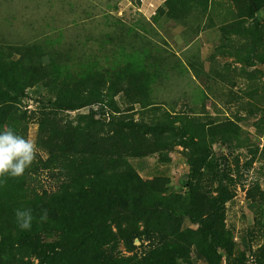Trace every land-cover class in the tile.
Instances as JSON below:
<instances>
[{
  "label": "trees",
  "instance_id": "16d2710c",
  "mask_svg": "<svg viewBox=\"0 0 264 264\" xmlns=\"http://www.w3.org/2000/svg\"><path fill=\"white\" fill-rule=\"evenodd\" d=\"M209 1L166 0L164 6L169 17L183 15V21L187 15L202 17ZM251 1L254 13L264 5V0ZM248 35L245 47L231 48L234 56L241 60L243 54H254L264 62L257 53L264 47L258 43L262 36ZM48 45H0V129L12 128L26 137L31 117L20 105L31 99L27 90L42 86L46 93L38 104L45 111L37 119L35 144L45 159L37 165L53 174L57 185L54 192L31 191L28 169L22 177L0 179V264H190L193 251L205 264H244V256L234 254L225 225V185L218 184L215 197L204 185L216 180L205 178L213 174L214 145L247 144L240 127L230 120L194 125L183 116L161 113L150 102L152 84L160 76L156 64L122 61L118 53L120 62L105 69L80 64L72 72L53 61L56 53ZM253 95L256 100L258 93ZM246 105L250 115L262 113ZM64 112L75 116L60 117ZM263 120L261 114L258 121ZM183 139L190 151L184 194L170 191L165 178L142 179L133 161L155 156L169 163L168 150ZM259 198L264 202V192ZM26 209L32 211V227L21 230L15 212ZM137 223L142 233L135 231ZM185 223L197 228L188 230ZM123 224L130 232L121 230ZM118 239L128 252L135 239L141 246L147 243L146 249L139 255H115Z\"/></svg>",
  "mask_w": 264,
  "mask_h": 264
},
{
  "label": "rangeland",
  "instance_id": "374dc122",
  "mask_svg": "<svg viewBox=\"0 0 264 264\" xmlns=\"http://www.w3.org/2000/svg\"><path fill=\"white\" fill-rule=\"evenodd\" d=\"M40 1L0 0V45L21 48L49 43L56 53L53 61L72 72L80 64L96 63L105 69L118 53L123 59L115 64L120 59L156 64L160 76L152 84L150 102L161 113L170 118L183 116L194 125L230 120L240 127L247 144L214 145L213 174L205 178L216 180L212 185L205 181L204 185L212 197L221 189L220 182L226 187L222 210L234 254L243 255L244 264H264V202L259 200V193L264 192V120L258 121L264 115V62L254 54H243L239 60L231 50L245 47L249 32H258L263 38L258 43L264 42V5L254 13L255 3L251 0H210L202 17L187 15L182 21L183 15L178 20L168 16L166 0ZM117 47L119 52H115ZM257 53L264 56V47H259ZM49 61L48 57L42 60L45 65ZM253 92L258 93L256 100ZM26 93L31 99L22 100L20 105L21 111L31 117L25 138L36 143L37 119L45 111L38 101L46 91L37 86ZM246 104L262 113L250 115ZM59 116L73 118L75 114L64 112ZM184 143L185 139L168 150L169 163L153 156L132 164L142 179L165 178L170 191L184 194L190 176V151ZM39 158L45 159L37 149L28 169V187L37 193L54 192L55 178L37 165ZM136 227L133 225L137 234L143 232L140 223ZM196 228L189 224L187 229ZM121 230L130 232L126 224ZM113 232L120 237L115 228ZM118 242L115 255H139L147 245L141 246L135 239L134 250L128 252L122 240ZM189 261L205 264L195 251Z\"/></svg>",
  "mask_w": 264,
  "mask_h": 264
},
{
  "label": "clouds",
  "instance_id": "9594fccd",
  "mask_svg": "<svg viewBox=\"0 0 264 264\" xmlns=\"http://www.w3.org/2000/svg\"><path fill=\"white\" fill-rule=\"evenodd\" d=\"M37 153L34 141L17 134L12 128L0 129V179L19 178L29 169ZM47 213L41 219L46 218ZM16 221L21 230H30L33 215L30 209L17 210Z\"/></svg>",
  "mask_w": 264,
  "mask_h": 264
},
{
  "label": "crops",
  "instance_id": "0c3cea01",
  "mask_svg": "<svg viewBox=\"0 0 264 264\" xmlns=\"http://www.w3.org/2000/svg\"><path fill=\"white\" fill-rule=\"evenodd\" d=\"M32 2V0H30V3ZM38 2H41L40 0H38ZM25 3H26V1H25Z\"/></svg>",
  "mask_w": 264,
  "mask_h": 264
},
{
  "label": "water",
  "instance_id": "95a60500",
  "mask_svg": "<svg viewBox=\"0 0 264 264\" xmlns=\"http://www.w3.org/2000/svg\"><path fill=\"white\" fill-rule=\"evenodd\" d=\"M104 120H105V118H104Z\"/></svg>",
  "mask_w": 264,
  "mask_h": 264
}]
</instances>
